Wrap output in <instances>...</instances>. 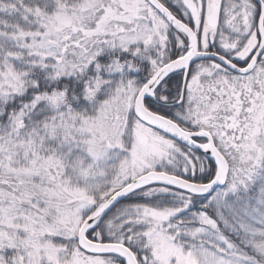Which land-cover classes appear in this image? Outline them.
<instances>
[{
  "label": "snow or ice",
  "instance_id": "6c2138e0",
  "mask_svg": "<svg viewBox=\"0 0 264 264\" xmlns=\"http://www.w3.org/2000/svg\"><path fill=\"white\" fill-rule=\"evenodd\" d=\"M0 264H264V0H0Z\"/></svg>",
  "mask_w": 264,
  "mask_h": 264
}]
</instances>
